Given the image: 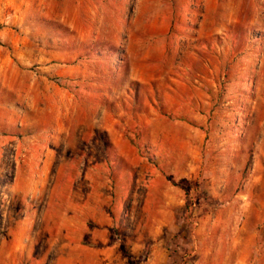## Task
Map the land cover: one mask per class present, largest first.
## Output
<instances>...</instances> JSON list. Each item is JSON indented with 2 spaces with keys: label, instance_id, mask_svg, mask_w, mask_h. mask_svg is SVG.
Listing matches in <instances>:
<instances>
[{
  "label": "rangeland",
  "instance_id": "1",
  "mask_svg": "<svg viewBox=\"0 0 264 264\" xmlns=\"http://www.w3.org/2000/svg\"><path fill=\"white\" fill-rule=\"evenodd\" d=\"M241 260L264 264V0H0V264Z\"/></svg>",
  "mask_w": 264,
  "mask_h": 264
},
{
  "label": "crops",
  "instance_id": "2",
  "mask_svg": "<svg viewBox=\"0 0 264 264\" xmlns=\"http://www.w3.org/2000/svg\"><path fill=\"white\" fill-rule=\"evenodd\" d=\"M80 241H81V238L77 240V242H80ZM91 241H93V240H91ZM239 264H244V261L243 260L239 261Z\"/></svg>",
  "mask_w": 264,
  "mask_h": 264
}]
</instances>
